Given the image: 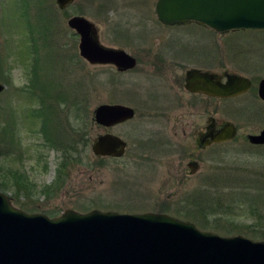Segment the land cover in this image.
<instances>
[{
    "label": "rangeland",
    "instance_id": "obj_1",
    "mask_svg": "<svg viewBox=\"0 0 264 264\" xmlns=\"http://www.w3.org/2000/svg\"><path fill=\"white\" fill-rule=\"evenodd\" d=\"M156 1L75 0L59 10L54 0H0V193L14 207L50 218L65 210L158 213L219 236L264 242V147L246 140L264 129L256 92L264 78V31L219 35L162 26ZM71 16L94 23L105 47L135 57L134 70L124 75L80 59L79 38L66 24ZM177 39L191 49L180 52L172 45ZM200 42L203 64L188 55L202 54ZM192 68L238 74L252 88L235 99L203 96L202 107L200 97L173 82ZM101 104L131 107L135 116L99 127L92 121ZM210 117L233 123L237 134L202 153L195 133L201 125L204 133ZM42 119L48 140L60 139L66 149L74 144L75 152L48 147ZM105 133L127 143L124 156L91 153L92 141ZM192 160L199 162L193 175ZM203 203L219 211L203 212Z\"/></svg>",
    "mask_w": 264,
    "mask_h": 264
},
{
    "label": "water",
    "instance_id": "obj_2",
    "mask_svg": "<svg viewBox=\"0 0 264 264\" xmlns=\"http://www.w3.org/2000/svg\"><path fill=\"white\" fill-rule=\"evenodd\" d=\"M54 1L64 10L75 0ZM154 11L157 20L170 27L194 22L219 35L264 30V0H157ZM66 24L79 36L78 54L88 64L112 66L119 73L136 67L135 57L101 44L97 26L88 19L71 16ZM184 75L188 93L220 101L238 97L252 87L248 78L234 73L190 69ZM3 89L0 84V94ZM256 92L264 102V78ZM134 115L131 107L101 104L93 111V121L107 128ZM207 122L199 147L234 139L237 130L233 123L225 122L214 132V118ZM247 140L264 145V129ZM126 146L121 138L104 134L92 141L91 153L98 158H120ZM187 166L190 174L197 172V162ZM0 264H264V242L241 235L219 236L191 221L158 213L65 210L50 218L18 209L0 193Z\"/></svg>",
    "mask_w": 264,
    "mask_h": 264
},
{
    "label": "flooded vegetation",
    "instance_id": "obj_3",
    "mask_svg": "<svg viewBox=\"0 0 264 264\" xmlns=\"http://www.w3.org/2000/svg\"><path fill=\"white\" fill-rule=\"evenodd\" d=\"M162 25V24H161ZM162 26H164V25H162ZM188 26H196L197 28H199V30H202L203 31V27L202 26H199V25H197L196 23H192V24H190V25H187L186 27H188ZM167 27V26H166ZM183 27H185V26H174L173 28H183ZM185 27V28H186ZM175 41V40H174ZM176 43L175 44H172L173 46H175L179 51L180 50H182L183 49V53H185L186 52V50L187 49H185V48H189V49H191V47L192 46H189V45H191V43L189 44V43H179L178 44V42H179V40L177 39L176 41H175ZM195 48V47H194ZM198 48H200L202 51H201V53L203 52V43H201L200 42V44L198 45ZM197 48V49H198ZM188 49V50H189ZM187 50V51H188ZM193 50V49H192ZM191 50V52H188V55L189 56H191V57H194V56H196L197 57V61H200L199 63H202L203 64V53L201 54V55H199L200 54V52H199V54L198 53H194L193 51ZM181 52V51H180ZM187 53V52H186ZM175 55H176V53H175ZM111 68H114V67H112L111 66ZM115 69V68H114ZM193 69V68H192ZM190 70V69H189ZM197 70H200V69H197ZM200 71H202L203 72V70H200ZM186 72H188L187 70L184 72V74H186ZM119 73V72H118ZM125 73L126 72H124V73H120V74H124L125 75ZM184 74H182L183 76L181 77V78H175L174 79V81L173 82H175L179 87H183V89L188 93V91L185 89V75ZM222 74H224V73H222ZM221 74V75H222ZM222 81H224V78L222 79ZM188 95H191V96H193V97H200V100H201V105L203 104V95L202 94H197V93H188ZM243 95V94H242ZM242 95H240V96H242ZM240 96H238V97H240ZM238 97H234V98H229V99H235V98H238ZM210 98V97H209ZM214 99H216V98H214ZM217 100H220V99H217ZM228 100V99H227ZM260 100V99H259ZM261 101V100H260ZM262 103H264V102H262ZM202 107H203V105H202ZM134 118V117H133ZM131 120H132V118H131ZM130 121V120H129ZM126 122H128V121H126ZM92 123L93 124H96L94 121H92ZM125 123V122H124ZM124 123H120V124H124ZM120 124H117V125H120ZM97 125V124H96ZM117 125H114V126H117ZM97 126H99V125H97ZM114 126H112V127H114ZM206 126V125H205ZM221 124L219 123H216L215 122V125H214V132H216V131H218L220 128H221ZM99 127H102V126H99ZM104 128V127H103ZM107 128H111V127H107ZM206 128V127H205ZM236 130H237V128H236ZM182 132L183 133H185V130L183 129L182 130ZM204 132H205V129H204ZM260 132V131H259ZM258 132V133H259ZM106 134V133H105ZM107 134H109V133H107ZM196 135H195V140H194V142H195V148H197V150L199 151V152H202L203 153V151H208V150H210L212 147H214V146H219V145H223V144H227V143H230V142H232L235 138H236V134H237V132H236V134H235V137H234V139L233 140H231L230 142H225V143H214V144H212V145H210V146H208V147H206L205 149H203V147H199V142H203V126L201 125V128L195 133ZM257 134V133H256ZM256 134H252V135H256ZM113 135V134H112ZM116 136V135H115ZM247 136H249V135H246V140H247ZM118 137V136H117ZM120 138V137H119ZM122 141H124L123 139H122ZM247 142H248V140H247ZM249 143V142H248ZM127 144V143H126ZM248 145H250L251 147H255V148H259V147H264V145H252V144H248ZM127 148H128V145L126 146V149L124 150L125 151V153H126V151H127ZM106 158H110V157H106ZM110 159H113V158H110ZM116 160V159H115ZM192 161H194V162H197V164H198V169H197V171L199 170V162L198 161H196V160H192ZM192 161H190V162H192ZM190 162H188V163H190ZM188 163H187V165H188ZM187 169H188V171H189V173H190V170L191 169H189V167L187 166ZM192 175V174H191Z\"/></svg>",
    "mask_w": 264,
    "mask_h": 264
},
{
    "label": "trees",
    "instance_id": "obj_4",
    "mask_svg": "<svg viewBox=\"0 0 264 264\" xmlns=\"http://www.w3.org/2000/svg\"><path fill=\"white\" fill-rule=\"evenodd\" d=\"M45 34H46V31H44V35ZM42 123H43V125L40 128V131L42 132L43 137H44V140H45L46 144L48 145V147L54 148L55 150L58 149L59 151L63 152L64 154H69L71 152H75V151H73L74 144H71L70 145V146H72V148L66 149L63 144L61 145L60 139H59V141L57 143H55L54 138L52 139V137H51V139H50L51 141H49L48 140V131H47V129H45V126H46L45 123H46V121L44 119H42ZM67 157H69V156H67ZM65 159H67V158H65ZM11 172L12 173H10V174L12 176H15L16 175V172L14 170H12ZM59 174H60V172H59ZM15 177H17V176H15ZM218 208L219 207L217 205H213L211 203H205V205H204V203H203V212H208V213H211V214H215V212H218L219 211V210H217Z\"/></svg>",
    "mask_w": 264,
    "mask_h": 264
}]
</instances>
